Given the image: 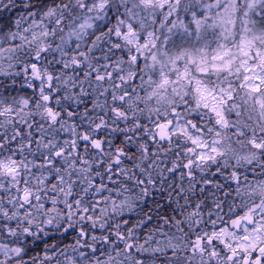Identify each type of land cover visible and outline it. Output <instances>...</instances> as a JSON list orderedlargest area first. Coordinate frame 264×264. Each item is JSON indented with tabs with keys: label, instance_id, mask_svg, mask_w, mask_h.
<instances>
[{
	"label": "snow or ice",
	"instance_id": "snow-or-ice-1",
	"mask_svg": "<svg viewBox=\"0 0 264 264\" xmlns=\"http://www.w3.org/2000/svg\"><path fill=\"white\" fill-rule=\"evenodd\" d=\"M0 264H264V0H0Z\"/></svg>",
	"mask_w": 264,
	"mask_h": 264
}]
</instances>
